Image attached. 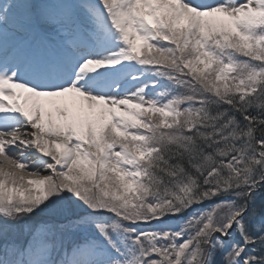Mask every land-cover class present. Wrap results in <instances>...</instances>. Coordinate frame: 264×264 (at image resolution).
Here are the masks:
<instances>
[{"label": "snow or ice", "instance_id": "6c2138e0", "mask_svg": "<svg viewBox=\"0 0 264 264\" xmlns=\"http://www.w3.org/2000/svg\"><path fill=\"white\" fill-rule=\"evenodd\" d=\"M0 264H264V0H0Z\"/></svg>", "mask_w": 264, "mask_h": 264}]
</instances>
